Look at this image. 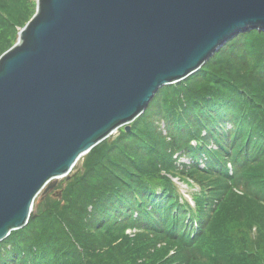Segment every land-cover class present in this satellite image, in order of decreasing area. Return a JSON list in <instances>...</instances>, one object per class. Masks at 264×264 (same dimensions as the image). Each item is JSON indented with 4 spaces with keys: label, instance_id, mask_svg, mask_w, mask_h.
I'll use <instances>...</instances> for the list:
<instances>
[{
    "label": "trees",
    "instance_id": "obj_1",
    "mask_svg": "<svg viewBox=\"0 0 264 264\" xmlns=\"http://www.w3.org/2000/svg\"><path fill=\"white\" fill-rule=\"evenodd\" d=\"M35 1L0 0V56ZM82 169L0 242V264H264V30L161 87ZM172 177L199 187L194 207Z\"/></svg>",
    "mask_w": 264,
    "mask_h": 264
},
{
    "label": "water",
    "instance_id": "obj_2",
    "mask_svg": "<svg viewBox=\"0 0 264 264\" xmlns=\"http://www.w3.org/2000/svg\"><path fill=\"white\" fill-rule=\"evenodd\" d=\"M36 1L0 56V242L161 87L264 30V0Z\"/></svg>",
    "mask_w": 264,
    "mask_h": 264
},
{
    "label": "rangeland",
    "instance_id": "obj_3",
    "mask_svg": "<svg viewBox=\"0 0 264 264\" xmlns=\"http://www.w3.org/2000/svg\"><path fill=\"white\" fill-rule=\"evenodd\" d=\"M35 1V0H34ZM37 2V1H35ZM34 7H35V4L33 3ZM33 5L31 3V6L33 8ZM32 18V17H31ZM19 30L21 29V27L18 28ZM18 34V33H17ZM17 34L15 37H17ZM216 53V52H215ZM132 123V122H131ZM131 123H130V126H131ZM125 128V126H122ZM122 127H119V128H122ZM118 128V129H119ZM118 133V130L115 132V134L113 136H110V137H107L105 139H109L111 137H116ZM103 139V140H105ZM102 140V141H103ZM101 141V142H102ZM100 143V142H99ZM175 157H177V154L174 155ZM179 162H182V163H190V159L188 158H181L179 159ZM83 164H84V155L81 157V159L75 164V166L73 167L72 169V172L75 170V172H79L81 171L82 172V168H83ZM69 178V177H68ZM67 177H61L59 180H58V183L57 185L59 186H62V190L63 189H66L67 185H69V181ZM172 180L174 181V183H176L179 187V192L180 194L186 198L189 202H190V205L193 207V200H192V196L194 193H198V191H195V190H199V187L197 185H192V186H189L187 185L186 183H184L182 180L179 179V177H172ZM73 182V181H72ZM57 187V186H56ZM53 191V190H50L49 193ZM48 195V192L46 193ZM61 197H62V194H61ZM126 232L130 235H132L135 230L134 229H127Z\"/></svg>",
    "mask_w": 264,
    "mask_h": 264
}]
</instances>
